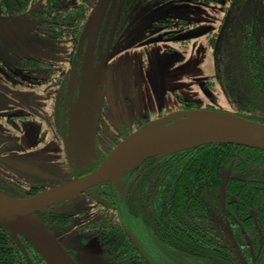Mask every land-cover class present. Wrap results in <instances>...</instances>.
Returning a JSON list of instances; mask_svg holds the SVG:
<instances>
[{"label":"flooded vegetation","instance_id":"flooded-vegetation-1","mask_svg":"<svg viewBox=\"0 0 264 264\" xmlns=\"http://www.w3.org/2000/svg\"><path fill=\"white\" fill-rule=\"evenodd\" d=\"M46 1L45 8L34 6L29 14L20 18L7 17L0 12V98H3L0 100V191L9 192L7 194L11 197L32 196L92 172L116 145L144 124L162 118H167L166 123H169L175 121L174 116L178 113L194 109L245 113L256 108L251 97L264 100L262 1L245 0L240 8L234 9L231 1L219 0L223 20L212 23L209 20L214 19L209 17V25L191 30L197 22L187 20L180 11V4L186 0H110L94 35L89 30L83 40L81 37L87 21L77 37H73L71 21L66 31L68 38L64 40L41 33L40 19L52 16V21H57L53 16L56 4L75 3V0H56L53 5L52 0ZM97 1H93L92 9ZM187 1L202 3L206 7L218 3ZM246 2L252 5L259 21H248ZM240 16L241 22L238 21ZM149 27L155 30V38L160 39V43H167L165 48L156 49L150 40H147V45L146 41L142 43L146 40L141 39L144 31ZM192 34L197 36L184 39ZM150 37L152 35L147 39ZM193 40L195 43L191 45ZM143 46L147 48L139 51L143 54L144 65L149 66L154 54L158 56L148 68L151 72L147 70L144 77L145 94L142 96L138 91L139 85H134L128 64L126 67L123 63L127 61L136 66V60L128 58L137 54V47ZM122 52L125 57H122ZM188 52L198 57L187 60L186 64L194 63L192 72H185ZM208 54L213 57L214 67L221 62L225 69L203 67ZM90 55L97 93H100L103 83L104 93L96 139L97 157L96 161L87 163L77 161L76 156L83 76ZM113 62L120 64V92L115 88V63L110 68ZM159 68L165 69V75H172L166 80L165 75L159 73ZM193 86L198 95L187 89ZM184 91L188 94L187 99ZM220 96L226 98L228 105L221 103ZM139 100L144 106L141 112ZM37 171H43V177L35 176L28 180L22 173ZM106 189L104 183L99 184L48 209L61 212L57 206L62 204L71 205L77 212L81 208H91V221L94 222L104 216L99 214L97 205L105 206L103 197H106ZM32 191L35 193L29 194ZM85 218L82 225L89 222ZM78 227L67 231L52 227L51 231L63 245L61 234L70 237L80 233L83 243H88L90 239H83L87 234ZM99 247L101 251L100 244ZM67 251L78 264H82L73 251Z\"/></svg>","mask_w":264,"mask_h":264},{"label":"trees","instance_id":"trees-1","mask_svg":"<svg viewBox=\"0 0 264 264\" xmlns=\"http://www.w3.org/2000/svg\"><path fill=\"white\" fill-rule=\"evenodd\" d=\"M93 1L56 4L57 21L52 16L40 19L41 33L64 40L71 21L77 37ZM228 1L235 9L245 0ZM46 5V0H0V12L20 18L32 7ZM245 9L249 22L259 21L248 2ZM251 98L255 110L234 114L264 123V100ZM104 184L105 206L97 205L104 216L94 222L91 208H81L77 215L47 208L37 215L50 230L79 226L87 234L85 241L96 237L111 264H179L180 257L197 264H264V150L232 143L184 148L149 157ZM85 217L90 220L82 225ZM26 245L32 264H48ZM0 264H28L4 220H0Z\"/></svg>","mask_w":264,"mask_h":264},{"label":"water","instance_id":"water-1","mask_svg":"<svg viewBox=\"0 0 264 264\" xmlns=\"http://www.w3.org/2000/svg\"><path fill=\"white\" fill-rule=\"evenodd\" d=\"M109 2L110 0L97 1L88 17L81 40L89 30L91 35H94ZM196 36V34L186 35L184 39ZM105 70L106 67L102 82ZM95 81V70L90 55L83 76L82 101L77 120L79 146L76 160H84L87 163L96 161L97 130L103 107L104 83L100 93H97ZM197 114L216 116L218 120H188ZM175 117V121L169 123H166L167 118H162L139 127L116 145L92 172L28 197L18 198L0 193V220H4L9 226L28 264H32L33 261L26 243L48 264H78L37 212L99 184L115 181L134 170L149 157L217 143H232L264 150L262 122L229 111L210 109L187 110ZM67 148L71 154L70 147ZM130 236L136 243L134 237L131 234Z\"/></svg>","mask_w":264,"mask_h":264},{"label":"rangeland","instance_id":"rangeland-1","mask_svg":"<svg viewBox=\"0 0 264 264\" xmlns=\"http://www.w3.org/2000/svg\"><path fill=\"white\" fill-rule=\"evenodd\" d=\"M259 1H262V3H264V0H259ZM220 3H217V5H213V6H208L206 7L204 4L200 3V4H195V3H192V2H189V1H184L183 3L180 4V11H181V14L187 19V20H190L191 22H197L195 24L196 27H192V29H201L203 28L202 26H204L205 24L206 25H209L207 22L209 19H214V20H209L210 22L212 23H219L223 20L224 18V14L220 11V6H219ZM210 17V18H209ZM209 18V19H208ZM145 34H143L142 38L141 39H146L143 42H147L145 43V45L149 44V41L147 40H150V42L152 44H154V47L156 49L159 50L160 47H163L165 48L167 46V43L166 42H161L160 43V39L158 38H155V35L154 33L155 30L151 27L147 28L146 31H144ZM149 35H152V37H150L149 39H147V37H149ZM6 36L3 35V39H5ZM14 39H18L16 36H12ZM137 39H139V37H137ZM198 39V38H197ZM201 39V38H200ZM150 43V44H151ZM195 43V40L192 41L191 45ZM169 45V44H168ZM152 48L153 45L151 46ZM143 48H147V46H143V47H137V54L135 55H132L131 57H129L128 59L130 60H136L137 64L136 66H134L135 64H133V66H131V64H129L130 62L127 63V61L123 64H126V67H127V64H128V68L133 76V79H134V85H139V92H141L142 96L143 94H145V89H144V77H146V73H147V70L149 68V66L151 65V62L152 60L158 56L154 54L153 58L151 59V62L149 64V66H146V64L144 65V60H143V54H141L139 51L140 49H143ZM122 54V57H125L123 56V52L121 53ZM119 54V55H121ZM204 55V54H203ZM195 58L197 59L198 57L196 56H192V54L189 55V52L186 54V57H185V72H192L194 71V68H193V65L194 63H190V64H186L187 63V60L188 58ZM115 60L117 59V55L114 56ZM126 60V59H125ZM156 61H160L159 58L156 59ZM115 62H113L111 65H110V68L112 67V65L114 64ZM115 68H116V76L117 78L115 79V82H116V85H115V88L116 90L118 89L119 92H120V78H119V74H118V70H119V67H120V64L118 63H115ZM206 66H209L212 70H224L225 69V64L224 63H219L215 65L214 67V60H213V57L211 55H206L204 60H203V67H206ZM159 73L161 74H164L165 75V69H161L159 68ZM121 72V71H120ZM148 72H151V69L148 70ZM167 73V72H166ZM188 74V73H187ZM172 74L169 73V74H166L165 75V79L167 80L166 77L168 76H171ZM164 77V76H163ZM132 79V78H131ZM126 80L129 82V79L126 78ZM110 81V80H109ZM187 82H190V80H187ZM189 91H191V94H197L198 93H195V90L196 88L193 86L191 88H187ZM186 89V90H187ZM201 95V94H200ZM184 96L186 97L185 99H187V92L184 91ZM3 99L2 97L0 98V100ZM122 100V99H121ZM220 101L221 103H223L224 105H228L226 103V98L223 97V96H220ZM139 102H141V107H140V112L142 110V108H144V106L142 105V100H139ZM230 107V106H229ZM139 110V108H137ZM187 111V110H186ZM132 111L130 110V113ZM182 113V112H181ZM181 113H178V114H181ZM180 117V116H179ZM23 175L25 176V178H28V180L32 179L33 177L35 176H40V177H43V171H37V172H22ZM0 193H3V192H0ZM5 194V193H3ZM7 195V194H5ZM57 209H59L61 212H67V213H76L77 210L75 208H71V205L67 206L66 204H62L60 206H57ZM72 211V212H70ZM96 215V214H95ZM86 220H90V218H85ZM63 235L62 237H60L61 241H63L65 247L67 249H70L71 251H73L76 255V258L79 260L80 263L82 264H110L109 260H107L102 254H101V251H100V247H99V243L98 241L95 239V238H91L90 241L88 243H83L82 239H81V234L80 233H76L70 237H66L64 236V234H61ZM178 262L179 264H197L195 262H192V261H189L185 258H178Z\"/></svg>","mask_w":264,"mask_h":264},{"label":"bare ground","instance_id":"bare-ground-1","mask_svg":"<svg viewBox=\"0 0 264 264\" xmlns=\"http://www.w3.org/2000/svg\"><path fill=\"white\" fill-rule=\"evenodd\" d=\"M188 120L190 121H203V120L213 121V120H218V118L216 116H206L205 114H197V115H193Z\"/></svg>","mask_w":264,"mask_h":264}]
</instances>
